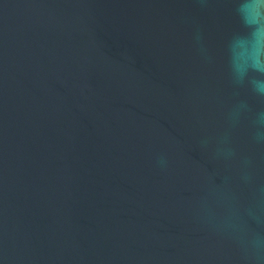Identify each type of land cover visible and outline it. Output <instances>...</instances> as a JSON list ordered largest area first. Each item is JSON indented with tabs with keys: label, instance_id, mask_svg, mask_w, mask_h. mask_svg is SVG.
Wrapping results in <instances>:
<instances>
[{
	"label": "water",
	"instance_id": "water-1",
	"mask_svg": "<svg viewBox=\"0 0 264 264\" xmlns=\"http://www.w3.org/2000/svg\"><path fill=\"white\" fill-rule=\"evenodd\" d=\"M231 0H0V264H264V99Z\"/></svg>",
	"mask_w": 264,
	"mask_h": 264
},
{
	"label": "clouds",
	"instance_id": "clouds-1",
	"mask_svg": "<svg viewBox=\"0 0 264 264\" xmlns=\"http://www.w3.org/2000/svg\"><path fill=\"white\" fill-rule=\"evenodd\" d=\"M242 25L231 44V68L238 83L246 80L264 99V0H231ZM256 139L264 141V111L255 121Z\"/></svg>",
	"mask_w": 264,
	"mask_h": 264
}]
</instances>
